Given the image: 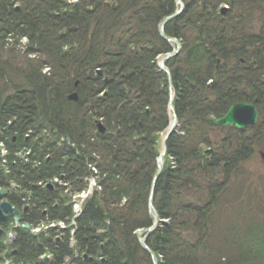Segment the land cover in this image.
Returning a JSON list of instances; mask_svg holds the SVG:
<instances>
[{
  "label": "trees",
  "instance_id": "1",
  "mask_svg": "<svg viewBox=\"0 0 264 264\" xmlns=\"http://www.w3.org/2000/svg\"><path fill=\"white\" fill-rule=\"evenodd\" d=\"M180 1L164 26L181 44L168 76L158 57L171 45L158 27L175 0H0V187L23 185L32 208L20 219L36 224L44 211L71 216L67 197L38 181L58 177L78 190L93 175L99 185L76 218L74 247L69 232L56 242V228L21 226L7 245L8 215L0 263L62 264L77 250L74 264H152L136 233L153 220L148 196L171 83L178 126L154 184L159 222L148 247L157 264H264V203L252 186L241 190L261 119L244 129L214 123L235 102L253 103L259 116L264 106L263 0ZM45 251L51 260L39 257Z\"/></svg>",
  "mask_w": 264,
  "mask_h": 264
},
{
  "label": "water",
  "instance_id": "2",
  "mask_svg": "<svg viewBox=\"0 0 264 264\" xmlns=\"http://www.w3.org/2000/svg\"><path fill=\"white\" fill-rule=\"evenodd\" d=\"M176 3L179 6V9H175L170 15L166 16L165 18H163V20L160 22L159 24V34L160 36L167 40L168 42H170L172 50L168 53H165L161 56L160 61H159V67L164 70L166 72V74L169 76V70L166 68L165 66V61L170 58L172 55L176 54L179 51V44L176 38L173 37H167L165 35L164 32V26L165 24L172 19L173 17H175L178 12L182 9L183 5L181 3L180 0H176ZM263 10H264V1L262 4ZM221 11H224V9H222ZM254 64V62H252ZM98 74H101L100 70H97ZM77 84V82H76ZM69 99L75 100L77 98V93L74 91L71 94L68 95ZM173 90H172V86L169 83V99H168V108L169 111L171 112L172 115V119L167 127V130L162 138V149L161 152L157 158V169H156V173L153 177V181H152V185L150 188V193L148 196V210L151 214V216L153 217V221L150 224L149 227L147 228H143L140 229L137 232V236L139 238V241L142 245V247L144 248L145 251H147L150 254L151 260H152V264H157V258L155 256V254L151 251V249L148 247L147 243H146V236L154 229L157 220H158V216H157V212L153 206L152 203V199H153V192H154V184L155 181L157 179V177L159 176L162 168H163V156L166 152V140L168 139V136L170 135V133L173 131V128L176 125V114H175V110L173 107ZM257 108L254 106L253 103L251 102H235L233 104H231L228 109L226 110V112L220 116L214 119V123L217 125H231V126H236L237 128H245L248 126H253L256 124V120H257ZM96 125L98 128V131L100 133H102L104 131V127L101 124V122L99 120L96 121ZM211 149H207L205 151V153H210ZM259 154L261 156V158L264 160V151H259ZM6 194V190H0V195H5ZM15 213L17 214V210L14 209L12 207V205L7 202V201H3L0 203V220H3L5 217V213ZM15 220H18V216L16 215L14 217ZM25 227L28 228V224H25ZM144 234L143 237H141L140 235ZM225 264H233V263H225Z\"/></svg>",
  "mask_w": 264,
  "mask_h": 264
},
{
  "label": "rangeland",
  "instance_id": "3",
  "mask_svg": "<svg viewBox=\"0 0 264 264\" xmlns=\"http://www.w3.org/2000/svg\"><path fill=\"white\" fill-rule=\"evenodd\" d=\"M75 1V0H72ZM182 2V1H181ZM222 6H227V4H223ZM179 7V6H178ZM184 7V6H183ZM183 10V9H182ZM221 13H225L224 11L222 12L220 10ZM255 23V22H254ZM178 44H179V50L181 48V44L180 41L177 39ZM160 61V57H158V62ZM241 62L243 63L244 60L241 59ZM254 62V64L252 63ZM250 64L255 66L256 65V61L254 59L250 60ZM168 68V67H167ZM44 71H47V68L44 69ZM71 94V93H70ZM174 107V106H173ZM259 118L261 119V127L259 128V134H258V142H256V144L254 145V154L252 155V157L249 160V171H250V178L249 180L246 179V181H244L241 190L244 193L245 190L248 191L247 188H250V186H252V188H250L251 192H258L257 193V197H255V201L258 202L261 201L262 203H264V199L262 198V195L264 193V160L261 158L259 151H264V106L261 109V113L260 116L258 114V120ZM162 138V137H161ZM209 148V147H208ZM161 149H162V140H161ZM210 149H212L213 151V147L211 146ZM161 152V150H160ZM159 152V154H160ZM211 153V152H210ZM210 153H205V156L210 155ZM159 156V155H158ZM165 156V155H164ZM164 156H163V164H164ZM158 158V157H157ZM262 178V179H261ZM56 180L55 177L52 178V180H50V183L52 185V187L54 186L52 183H54V181ZM49 181V180H48ZM59 182V180H57ZM249 186V187H248ZM14 188L17 189L18 187H16L14 185ZM253 188L256 189V191L253 190ZM24 190V189H23ZM52 190V189H51ZM53 191V190H52ZM61 195H66L68 196V192L65 190H61L59 192ZM154 193V192H153ZM242 194V193H241ZM255 194V193H254ZM84 195V194H83ZM243 195V194H242ZM85 196V195H84ZM263 200V201H262ZM26 203V201L24 202ZM260 203V202H259ZM28 206L30 207V205H32V203H27ZM75 208H78V206L81 205V201L80 200H76V202L74 203ZM53 221V220H52ZM32 226V230H34V232H37L41 229H47L51 223L48 222H38L36 224H31ZM35 225V226H34ZM141 237L143 236V234L140 235Z\"/></svg>",
  "mask_w": 264,
  "mask_h": 264
},
{
  "label": "bare ground",
  "instance_id": "4",
  "mask_svg": "<svg viewBox=\"0 0 264 264\" xmlns=\"http://www.w3.org/2000/svg\"><path fill=\"white\" fill-rule=\"evenodd\" d=\"M176 9V8H175ZM177 9H179V7H177ZM182 12V10H180L179 12H178V14L176 15V16H178L180 13ZM170 15V14H169ZM168 16V15H167ZM175 16V17H176ZM165 18V17H164ZM174 18V17H173ZM172 18V19H173ZM171 20V19H170ZM169 20V21H170ZM170 52V51H169ZM179 52V51H178ZM177 52V53H178ZM176 53V54H177ZM176 54H174V55H172L171 57H173V56H175ZM74 92V91H73ZM72 93V92H71ZM257 121H258V117H257V120H256V123H257ZM168 125H169V123H168ZM167 125V126H168ZM176 125H178V122L176 123ZM24 161H27V159H25ZM37 165H38V162H35L34 163V166L35 167H37ZM9 173H10V170H9ZM31 208H32V205H30V207L28 208V207H26V211H30L31 210ZM69 219H71V218H69ZM15 227L10 223L7 227H6V229H5V243L7 244V245H9V244H11V243H13L14 242V240H15V238H16V230L14 229ZM71 229H73V230H75V226H71ZM61 231H55V236H59L61 233H60ZM54 236V237H55Z\"/></svg>",
  "mask_w": 264,
  "mask_h": 264
},
{
  "label": "built area",
  "instance_id": "5",
  "mask_svg": "<svg viewBox=\"0 0 264 264\" xmlns=\"http://www.w3.org/2000/svg\"><path fill=\"white\" fill-rule=\"evenodd\" d=\"M0 147H1L2 154H5L6 153V149L3 147V143L2 142H0ZM26 154H29V151H26ZM17 155L23 156V152H18ZM3 161H5V160H3ZM77 196H74V198L77 197ZM74 208H75V205H74Z\"/></svg>",
  "mask_w": 264,
  "mask_h": 264
}]
</instances>
